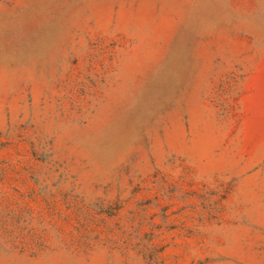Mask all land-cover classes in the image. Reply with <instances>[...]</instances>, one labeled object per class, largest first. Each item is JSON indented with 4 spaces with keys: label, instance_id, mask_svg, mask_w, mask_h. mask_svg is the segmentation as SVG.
I'll return each instance as SVG.
<instances>
[{
    "label": "rangeland",
    "instance_id": "rangeland-1",
    "mask_svg": "<svg viewBox=\"0 0 264 264\" xmlns=\"http://www.w3.org/2000/svg\"><path fill=\"white\" fill-rule=\"evenodd\" d=\"M0 264H264V0H0Z\"/></svg>",
    "mask_w": 264,
    "mask_h": 264
}]
</instances>
